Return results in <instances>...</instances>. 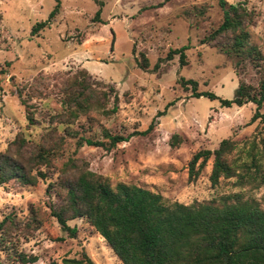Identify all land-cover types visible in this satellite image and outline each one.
Segmentation results:
<instances>
[{
  "label": "rangeland",
  "instance_id": "374dc122",
  "mask_svg": "<svg viewBox=\"0 0 264 264\" xmlns=\"http://www.w3.org/2000/svg\"><path fill=\"white\" fill-rule=\"evenodd\" d=\"M99 1L60 0L50 25L32 34L36 22L49 18L56 0H0V151L21 131L29 139L26 152H33L39 137L55 124L54 113L63 109L67 79L84 69L93 96L111 85V98L115 93L119 97L116 113L109 117L91 113L95 129L114 126L124 135L147 130L111 151L83 145L76 155L88 162L91 171L107 177L113 185L122 181L157 192L166 203L246 200L264 208V156L259 153L262 123L251 121L255 105L224 107L218 99L192 97L190 85L184 88L179 83L181 78L196 80L198 91H211L224 99L233 97L239 78L257 84L258 74L248 62L237 65L233 57L221 54L211 44H201L221 21L218 0ZM226 1L242 2L252 10L250 40L264 55V0ZM192 8L205 12L200 15ZM97 10L100 13L95 16ZM185 11L190 12L187 15ZM181 46L187 47L186 64H179L178 54L164 60L170 49ZM141 53L148 58V70L138 66ZM159 58V67L152 70ZM18 90L33 111L32 123L26 119ZM260 112L264 113V103ZM77 125L73 127L79 129ZM173 133L182 142L172 147L169 138ZM227 137L235 141L229 160L244 178L221 179L212 186L210 159L190 181L187 165L192 154L214 149ZM72 143L73 139L65 136V149L49 171L52 180L71 154ZM47 185L42 180L35 185L15 180L0 185V218L10 212L22 217L33 206L42 219L33 235L20 236L16 242L19 250L37 255L35 262L27 264L80 257L82 250L96 264H122L84 220L68 222L77 229L75 237L60 229L50 212L60 200V190ZM0 264L15 263L0 251Z\"/></svg>",
  "mask_w": 264,
  "mask_h": 264
},
{
  "label": "trees",
  "instance_id": "16d2710c",
  "mask_svg": "<svg viewBox=\"0 0 264 264\" xmlns=\"http://www.w3.org/2000/svg\"><path fill=\"white\" fill-rule=\"evenodd\" d=\"M218 5L222 10L221 21L201 39V44H211L221 54L233 57L237 65L248 62L258 74L257 84L239 78L233 97L224 99L211 91H198L196 80L181 78L179 83L184 88L190 85L192 97L218 99L224 107L253 103L255 111L251 121L259 119L262 123L259 153L263 157L264 113L260 108L264 103V55L250 40L253 12L242 2L218 0ZM59 8L60 0H56L49 18L36 22L31 33L38 34L48 27ZM192 10L200 15L205 12L196 8ZM185 12L188 15L190 11ZM99 13L97 10L95 16ZM186 49V46L170 49L164 60H171L178 54L179 64L184 65ZM159 61L161 58L152 70L159 67ZM138 66L149 69L148 58L143 53ZM91 88L88 72L84 69L67 79L61 100L63 109L54 113L55 124L39 137L33 152H26L28 136L21 131L16 133L0 151V185L11 180L35 185L42 180L47 181L49 187L57 186L60 200L56 206H51L50 212L60 229L69 237H75L77 229L68 222L77 218L84 220L105 239L122 264H264V208L258 204L246 200L223 201L221 204L166 203L157 192L122 181L113 185L107 177L91 171L88 162L76 155L83 145L100 146L111 151L136 133H147V130H135L124 135L114 126H100L99 131L95 129L91 113L109 117L119 110V97L115 93L111 98L110 92L114 93L111 85L108 89L104 86L97 97L93 96ZM17 95L24 106L26 119L32 123L33 111L20 90ZM80 118H83L82 122ZM75 123L79 129L73 127ZM65 136L73 139V150L59 167L56 179L52 180L49 171L57 155L65 149ZM181 142L177 133L169 138L172 147ZM234 149L235 141L227 137L214 149L195 151L187 165L188 179L194 180L210 159L209 181L212 186L221 179L243 177L229 160ZM41 225L42 219L33 206L22 217L15 212L4 214L0 218V251L15 264L35 262L37 255L19 250L16 242L20 236L33 235ZM47 264L96 263L82 250L80 257H64L60 262Z\"/></svg>",
  "mask_w": 264,
  "mask_h": 264
}]
</instances>
